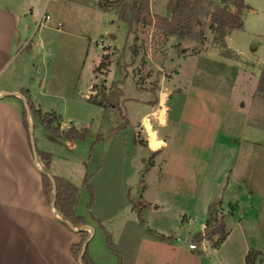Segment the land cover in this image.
I'll use <instances>...</instances> for the list:
<instances>
[{"label":"rangeland","instance_id":"374dc122","mask_svg":"<svg viewBox=\"0 0 264 264\" xmlns=\"http://www.w3.org/2000/svg\"><path fill=\"white\" fill-rule=\"evenodd\" d=\"M27 1L24 0L26 5ZM242 1V26L225 29L223 34L209 27L212 6L223 5L221 0H203L191 33L183 36L168 35L153 24L134 20L128 31L127 23L115 13L117 9H103L99 0H50L46 11L51 19L38 31L36 14L28 17L26 35L34 41L40 39V47L26 54L25 66L32 70L31 80L37 84L46 70L49 91L55 93L44 97L51 106L49 111H55L70 126L88 131L82 138L53 136L41 124L34 126V140L42 144L43 138L54 155L70 157L73 178L80 187L78 202L87 213L82 216L93 224L94 238L100 235L111 252L105 231L119 251L114 236L132 206L136 207L134 213L141 227L153 233L147 209L158 204L146 199L159 200L163 210L158 212L172 215L181 226L190 217L191 232L202 230V219L197 217L203 205L207 214L213 200L221 198L222 202L223 198L226 204L231 200L240 209L242 205L255 206L264 201V94L256 90L264 61V0ZM167 2L149 0L155 12L150 10L151 14L168 13ZM58 22H62L61 27ZM90 82L95 94L88 101L83 96ZM100 87L105 90L103 99ZM171 87L180 94L166 99L169 122L160 128L156 118L145 116L141 123V114L148 107L134 97L146 91L150 111H156L161 92ZM105 98L117 106L102 105ZM164 99L163 96L162 104ZM161 112L158 119L163 121L162 108ZM129 121L135 126V141L143 150L130 137ZM121 135L124 148L122 156L116 158L114 146ZM147 135L158 139L153 143ZM67 138L75 146H68ZM148 140L150 147H162L153 166L149 162L156 152L150 155L146 151ZM40 163L44 165L43 160ZM101 164L102 169L91 182ZM119 164L124 166L125 205L101 221L93 207L100 203L108 184L113 183ZM85 173L91 175L90 189L84 182ZM232 208L231 204L225 207L227 212ZM138 213L144 219L143 225ZM153 216L156 218L157 212ZM236 219L230 216L226 228L236 225ZM249 230L247 227L248 235ZM243 239L237 230L217 251L219 245L207 239L209 244L201 254L204 264H227L229 249H237ZM187 253L183 251L184 259L191 261ZM256 263L263 264L264 258L258 256ZM233 264H242L240 257Z\"/></svg>","mask_w":264,"mask_h":264},{"label":"crops","instance_id":"0c3cea01","mask_svg":"<svg viewBox=\"0 0 264 264\" xmlns=\"http://www.w3.org/2000/svg\"><path fill=\"white\" fill-rule=\"evenodd\" d=\"M49 2L50 0H28L26 5L24 0H0V93L12 91L10 94L0 96V264H82L71 252V245L80 239V232L77 227L64 225L61 222V215L59 213L56 215L51 209V203L47 201L42 187V165L40 163L42 159L38 154L34 159L29 142V132H27L22 121L23 99L19 94H22L25 99L29 98L34 106L42 112L49 111L51 107L48 106L44 97L55 95L54 92L49 91L46 70L43 71L36 84L35 81L31 80L32 70L26 69L25 66L26 58H28L27 52L35 46L40 47V39L34 41L32 36L26 35L27 19L30 15L36 14L35 31L45 26V24L38 25L37 17L41 11L47 9ZM229 9L237 10L233 4H229ZM151 12L155 13L152 10ZM115 13L117 14L116 11ZM164 16H170V12ZM104 53L107 54V50ZM43 65H46L45 62ZM93 85L90 82L86 86L83 98L88 101L92 100L95 94ZM76 90L80 92V90ZM140 92L137 96H133L134 99L148 107L141 114V123L145 116H149L150 119L152 116L158 120L160 128L165 126L170 120V111L166 99L167 97L178 98L177 94H180L178 90L171 87L162 91L156 111H150L151 102L146 97V91ZM163 96L165 99L162 104ZM62 97L65 98L66 96L63 95ZM127 100L125 99V101ZM161 108L163 121L158 119L159 113H162ZM27 118L29 130L31 126L32 132L34 126H41L32 112L29 111ZM58 122L60 129H66L70 126V123L60 116ZM129 122L127 127L130 130V137L133 143L138 146V142L135 141V126H133V122ZM117 125H115V129ZM122 125L125 126V124ZM44 130L46 131V129ZM144 130L146 131L145 127ZM120 138L122 139H118L114 146L116 158L122 156L124 148L123 135ZM67 139L68 146H75L70 138ZM157 139L150 140L155 143ZM41 141L42 144H37L34 140L39 149L47 151L51 155L50 173L65 177L75 184L72 166L69 163L70 157L54 155L51 149L44 145L43 138ZM139 147L142 149L140 145ZM161 148L150 147L148 140L147 149L145 147L146 151L151 155L152 151L157 150L150 158L149 163L152 166L156 163V156ZM100 167L95 170L92 177L89 176V183L90 177L91 182L96 178L97 173L102 169V164ZM123 168L124 166L117 165L115 172L117 176L113 183L108 184L100 203L97 206L94 204V215L101 221L107 220L109 215L125 205ZM147 168L149 167L147 166ZM240 184L241 182L238 183V186H241ZM76 186L80 191V187ZM249 192L255 191L250 190ZM146 200L151 204H158L156 208L147 209L150 220L148 225L152 227L154 233H149L141 227L134 213L136 207L132 206L130 213L119 223L121 224L120 229L114 236L121 254L122 264H204V258L201 257V254H204L209 242L204 238L198 248L193 249L189 246V241H192L197 232H191L193 222L190 221V217L186 218L185 213L184 219L186 218V221L181 226L180 223L174 222L171 218L172 215L158 212L163 210L159 200L156 198ZM229 204L233 205V208L227 212L225 207H228ZM263 205L264 201L260 200L255 206L252 204L250 206L242 205L240 209L236 202L230 200L226 204L222 198L220 211L225 215V223L230 216L235 215L237 219L236 225L227 229V236L217 249L215 248L216 251L220 250V247L232 238L235 231H241L244 237L243 243L237 249L234 250L235 247L229 249L228 257L225 259L227 264H233L235 259L239 257L241 263L245 264V254L251 248L258 250L259 256L264 258ZM203 209L201 216L197 217L202 219H200V229L205 227L207 218L205 205H203ZM74 210L76 214L87 215L79 205L78 198ZM154 212H157L156 218L153 216ZM89 221V219H85L86 224L93 225ZM247 227H250L249 235L246 231ZM84 229L90 234L88 227L84 226ZM95 233L96 231L87 243L93 264H117V257L105 247V241L100 239V235L94 238ZM159 233L164 234L167 238L159 237L157 235ZM255 236H258L257 240ZM183 243L187 244L189 249H186ZM183 251L192 256L191 261L187 258L184 259ZM219 261L220 259H218Z\"/></svg>","mask_w":264,"mask_h":264},{"label":"trees","instance_id":"16d2710c","mask_svg":"<svg viewBox=\"0 0 264 264\" xmlns=\"http://www.w3.org/2000/svg\"><path fill=\"white\" fill-rule=\"evenodd\" d=\"M203 0H168L167 9L170 12V16H164L160 14H151L149 0H99V7L108 9L114 7L117 9V16L119 19L125 21L128 25V31L131 30L132 21L153 24L157 28L164 30L168 35H188L191 33L192 26L197 22L199 14L202 8ZM224 4H214L210 13L209 27L213 31H218L223 34L225 29H232L241 27L243 20L241 17V9L245 7L242 0H221ZM229 4H233L236 7V11L229 9ZM256 90L264 94V62L259 73L258 83ZM29 110L35 116V118L41 123L47 131L57 136L63 134L67 137H85L87 129L80 131L74 126H70L67 129H60L59 127V115L55 111H44L37 109L32 101L26 99ZM101 104V102L97 101ZM102 105H114L116 102L105 98V102ZM22 121L29 132V122L27 118V111L22 106ZM128 121H125L127 123ZM119 127V126H118ZM30 142V139H29ZM37 154L43 160V166L41 171L42 187L46 199L49 203L53 200V205L56 211L61 215V222L70 227H81L79 229L80 239L71 245V252L73 256L78 259L81 252L82 243L87 239L89 232L84 229L86 224L85 218L82 215L76 214L74 206L77 201L78 187L59 175H53L54 177V196H53V184L50 177L43 171H49L50 153L36 147ZM157 150L152 151V153ZM89 173H85L84 182L90 189L88 181ZM221 198L209 202L207 207V218L205 227L194 234L192 241L196 244L202 239L207 238L212 240L214 246H218L227 236L228 230L225 223V215L220 211ZM92 217V214H90ZM138 218L141 224H144V219L138 213ZM107 244L117 256V264H122L121 255L116 249V246L110 239V234L106 230ZM151 232V231H150ZM154 233V232H153ZM161 238H167L164 234H157ZM216 236V237H215ZM215 237V238H214ZM197 241V242H196ZM260 252L254 248L247 250L244 261L245 264H257V258ZM82 264H93L92 259L89 256L87 245L82 254Z\"/></svg>","mask_w":264,"mask_h":264},{"label":"water","instance_id":"95a60500","mask_svg":"<svg viewBox=\"0 0 264 264\" xmlns=\"http://www.w3.org/2000/svg\"><path fill=\"white\" fill-rule=\"evenodd\" d=\"M100 88H101V99H103L104 98V95H105V90L102 87H100ZM10 93H12V91H2L0 93V96H2L4 94H10ZM19 95L23 99V106L26 109L27 114H29V106H28V103H27L25 97L22 94H19ZM29 139H30V145H31V149H32V153H33L34 159H36V157H37V151H36V145H35V142H34V139H33V132H32L31 126H30V130H29ZM43 172L45 174H47L50 177L51 181H52V184H53V196H54V192H55L54 191V177H53V175L49 171H43ZM53 208H54V205H53V200H52V202H51V209L54 211ZM85 226L90 229V234L88 235L87 239L82 243L81 252H80V254L78 256V261L80 263H82L81 258H82L83 251L85 250V247H86L89 239L92 237V235L94 233V230H93L92 226H90L88 224H85ZM80 228L81 227H79L77 229L79 230ZM188 240H189V238L187 239V241Z\"/></svg>","mask_w":264,"mask_h":264},{"label":"built area","instance_id":"2783aa9c","mask_svg":"<svg viewBox=\"0 0 264 264\" xmlns=\"http://www.w3.org/2000/svg\"><path fill=\"white\" fill-rule=\"evenodd\" d=\"M50 19H51L50 14L46 10H43V11H41V13L37 17V23L39 26L44 25V24L48 23L50 21ZM57 26L61 27L62 22H58ZM53 209H54L55 214L59 215L58 212L55 210V207ZM189 246L191 248L195 249L197 247V244L194 241H189Z\"/></svg>","mask_w":264,"mask_h":264},{"label":"bare ground","instance_id":"6f19581e","mask_svg":"<svg viewBox=\"0 0 264 264\" xmlns=\"http://www.w3.org/2000/svg\"><path fill=\"white\" fill-rule=\"evenodd\" d=\"M148 139H151V138L148 136Z\"/></svg>","mask_w":264,"mask_h":264}]
</instances>
